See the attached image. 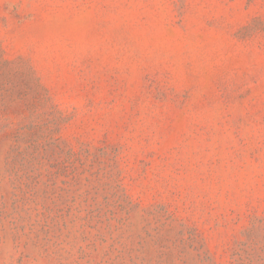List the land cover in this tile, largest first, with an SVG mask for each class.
<instances>
[{
	"label": "rangeland",
	"instance_id": "374dc122",
	"mask_svg": "<svg viewBox=\"0 0 264 264\" xmlns=\"http://www.w3.org/2000/svg\"><path fill=\"white\" fill-rule=\"evenodd\" d=\"M0 264H264V0H0Z\"/></svg>",
	"mask_w": 264,
	"mask_h": 264
}]
</instances>
